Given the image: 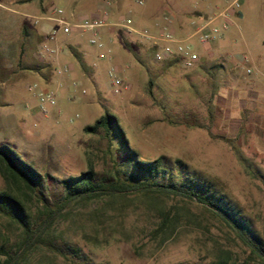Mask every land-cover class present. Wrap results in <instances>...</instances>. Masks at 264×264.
Wrapping results in <instances>:
<instances>
[{
	"label": "rangeland",
	"instance_id": "374dc122",
	"mask_svg": "<svg viewBox=\"0 0 264 264\" xmlns=\"http://www.w3.org/2000/svg\"><path fill=\"white\" fill-rule=\"evenodd\" d=\"M84 1L0 0V145H8L44 176L42 189L53 206L64 195L60 181L85 172L89 161L101 179L112 170L113 158H124L116 153V142L108 154L100 132L83 131L109 112L141 160L163 156L171 166L181 160L183 174L209 180L264 239L263 179L239 158L264 176V0H239L243 17L235 13L227 29L238 41L225 58L227 73L234 75L229 80L224 66L212 78L195 72L196 66L187 68L178 62L162 68L152 59L147 43L134 35L122 38L117 32L105 34L102 47L89 42L90 32H57L59 42L67 36L79 41L91 78L86 76L88 68L73 57L74 66L56 64L55 56L40 60L36 48L43 34L36 18L53 5L78 18ZM158 1L173 13L214 6V0ZM226 4L223 0L219 8ZM78 5L83 9H76ZM119 14L126 11L112 10V17ZM222 50L213 46L211 55ZM100 52L104 58L98 57ZM65 65L68 72L55 73L56 67ZM112 67L127 89L114 92L108 75ZM149 80L155 101L145 91ZM27 85L36 87L28 91ZM42 89L55 92L46 116L37 97ZM229 95L234 96L231 102ZM161 105L172 123L165 119ZM4 187L0 176V189ZM166 205L181 209L173 234L160 244L152 231L160 219L156 209L163 206L161 199L130 195L124 200L71 203L54 215L51 230L62 254L39 245L27 253L23 264H206L221 250L232 251L239 261L246 258L248 250L234 233L196 202L174 197ZM36 209L31 208L35 216ZM17 236L18 231L0 217V247L9 251Z\"/></svg>",
	"mask_w": 264,
	"mask_h": 264
},
{
	"label": "trees",
	"instance_id": "16d2710c",
	"mask_svg": "<svg viewBox=\"0 0 264 264\" xmlns=\"http://www.w3.org/2000/svg\"><path fill=\"white\" fill-rule=\"evenodd\" d=\"M36 66L34 69H37ZM153 81L149 80L146 93L155 101ZM164 117L167 112L163 105ZM172 123V121H169ZM86 133H101L107 141V152L112 150L113 141L117 143L116 153L124 157L113 158L112 170L107 176L97 179L93 164L78 176H70L60 181L64 195L51 206L42 189L43 175L32 165L26 163L8 145H0V176L5 187L0 189V217L18 231V236L9 251L0 247V264H23L27 253L39 245L52 252H60L54 243L51 230L54 215L60 214L71 203L86 204L93 200L126 199L130 195H140L151 200H162L158 207L159 222L152 231L153 239L163 243L176 228L179 221L175 205L167 207L166 200L174 197L194 201L206 212L217 218L234 233L236 239L248 250L245 259L239 261L230 250H221L206 264H264V239L252 227L250 221L241 213L235 203L207 179L196 174H183L185 165L175 160L171 166L163 156L152 161H144L133 150L119 125L115 115L105 112L92 125L83 128ZM246 169L255 176H264L254 170L247 159L239 156ZM175 170L177 173H175ZM37 207V215L31 208ZM77 253V249L67 246Z\"/></svg>",
	"mask_w": 264,
	"mask_h": 264
},
{
	"label": "built area",
	"instance_id": "2783aa9c",
	"mask_svg": "<svg viewBox=\"0 0 264 264\" xmlns=\"http://www.w3.org/2000/svg\"><path fill=\"white\" fill-rule=\"evenodd\" d=\"M136 4L143 5L144 0H135ZM227 4L223 8H216L214 12L201 20H193L191 29L185 36H178L175 31L174 20L169 14H162L158 20L145 26H136L131 15L119 14L112 17V3L110 0L97 4L95 16L75 18L71 12L67 15L60 6H50L46 12L36 18L41 20V31L43 39L37 45L36 55L40 60L46 56H57L60 53L56 42L57 32L65 35L72 32H90L89 42L98 47H102L104 35L117 32L120 37L128 38L131 35L146 41L152 47V59L155 62H163L175 57H179L183 66L193 68L199 62V54L195 49V43L206 51L210 45L220 39L228 27L232 24L233 15L238 13L239 0H226ZM75 18V19H74ZM100 57L104 58L101 53ZM247 60V58H245ZM70 70L68 65L56 67L55 73H66ZM249 72V69L246 70ZM112 80L114 92L120 88L127 89L128 85L116 75L115 67L108 71ZM36 85H27V90L32 91ZM37 97L41 114H48L47 106L55 103V92L52 89H42L38 91Z\"/></svg>",
	"mask_w": 264,
	"mask_h": 264
},
{
	"label": "crops",
	"instance_id": "0c3cea01",
	"mask_svg": "<svg viewBox=\"0 0 264 264\" xmlns=\"http://www.w3.org/2000/svg\"><path fill=\"white\" fill-rule=\"evenodd\" d=\"M111 1L115 5V6L114 5L112 6V10H115L117 12L126 11V14L131 15L134 24L140 27L145 26V24L146 25L151 24L155 20H158L161 17V15L164 13L169 14L174 20L176 34L181 37L185 36L190 31L191 22L193 20L198 21V20H201L207 17L210 13L214 12L216 8H219L220 4L223 2V0H214V6L204 11L193 9L188 12L173 13V12L168 11L166 7H164L163 4L159 3L158 0H144L143 5L136 4L135 0H111ZM94 2L96 1L85 0L82 5L84 10H82L83 8L81 7V5H78L76 9L79 10L80 7L82 8L81 9L82 11H79L78 17L82 18V17L95 16L97 13V10H96L97 4ZM118 6H120V8ZM237 14L239 18L243 17V13L241 11H238ZM108 36H111V34H109ZM57 42H58V46L61 49V52L53 59L56 62V64L58 63H71L72 64L70 57H73L79 62V65L81 67L86 66L88 68V71L86 72V76L91 78V76L93 75H92L90 68L86 65V62L84 61L85 55H84V52H82L80 49L79 41L72 39L71 36L70 37L67 36V37H62V39H60V42H59V39H57ZM141 42L147 43L146 41H142V40ZM60 43L66 46L65 50L61 48ZM237 43H238L237 39L230 32V30H226L224 32V35L220 39L212 43L210 45L209 51H206L207 49L203 50L198 45V43H195V49L197 50L199 54V62L197 63L195 67L196 68L195 72L199 71L204 76L208 75L210 76V78H212L214 73L222 71L223 66H224L225 74H227L228 80H229V77L230 79H232L234 75L227 73L225 58L227 56V53L232 51L236 47ZM147 45L150 48V52H152V47L148 43ZM213 46L224 48V50H222V52L218 55L220 56L219 58L218 56L213 57V55H211V49L213 48ZM225 48L227 49L225 50ZM100 54L101 52L98 54V57L103 58V57H100ZM177 62L183 65L180 58L175 57L170 60L160 62L161 63L160 67L162 68L170 67L174 63H177ZM89 72H91L90 75H89ZM65 79L68 80L67 78ZM211 85H213V83ZM233 97L234 96L229 95L230 102L233 99Z\"/></svg>",
	"mask_w": 264,
	"mask_h": 264
}]
</instances>
